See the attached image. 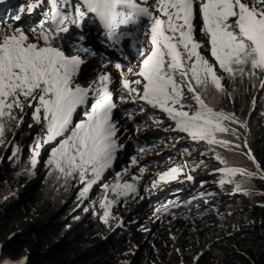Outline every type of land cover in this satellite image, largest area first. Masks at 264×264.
<instances>
[{
  "label": "rangeland",
  "instance_id": "obj_1",
  "mask_svg": "<svg viewBox=\"0 0 264 264\" xmlns=\"http://www.w3.org/2000/svg\"><path fill=\"white\" fill-rule=\"evenodd\" d=\"M27 2L35 3L36 0ZM72 2L76 3L77 0ZM137 2L141 7L152 10L153 15H159L154 10L157 0ZM23 4H26V0H0V29L11 32L16 27H22L29 37L28 42L45 46L39 38L41 30L37 25L41 21H47L44 29L50 37H55L51 41L52 46L68 57L75 56L84 61L74 79V85L90 89L89 101L77 108L70 128L85 119V111H90V104L94 102L100 88L99 76L109 75L108 88L116 104L112 121L117 128L114 139L118 149L112 167L105 171L86 196L81 197L85 184L79 180L78 173L64 177L47 163L51 149L57 147L58 141L63 137L44 143L43 138L47 135L45 122L41 119V123H36L32 119L37 102L33 101L34 107L30 108L25 101L23 111L13 109L15 119H5V132L0 137L3 140L0 143V207L5 204L6 195L14 197L15 201L21 197L27 199L28 196H34L32 200L30 198L27 209L36 216L48 212L51 214L70 206V213L62 220L66 227L62 236L85 226L86 229L75 239L77 248H85L83 251L86 253L87 249L107 245L108 264H202L205 256L211 257L213 253H218L220 244L226 242L227 236L235 228L246 226L255 220L240 214V208L258 204L264 211V189L250 186V178L237 174L227 177V182L223 185L220 183L223 174L218 169L223 167H237L254 173L251 169L254 163L248 158L246 145L240 138L238 129L245 127L235 117L237 122H223L229 129L228 132L216 134L217 139L227 140L229 145H208L204 141H193L187 133L172 131L174 122L166 114L138 100L135 93L129 96L122 88L121 73L123 78L130 81L131 87L142 92V84L131 82L138 78L142 80L135 73L139 72L142 60L151 50L148 37L143 35L149 28L147 18L142 19L139 31L133 32L139 37L138 43L129 37L127 42L121 41L119 50L111 42L110 49L114 51H108V45L102 48L98 39L99 21L94 14L90 13L85 17V21L87 19L89 22L87 30L95 34L92 37L94 43L91 44L79 39L78 28L71 21L65 25L69 28L68 33L56 35V25L51 20L48 0H43L32 13L25 11L21 14V21L11 19L14 13L19 14L18 7ZM69 15L74 19L70 10ZM194 23L195 39L203 45L201 55L215 66L208 37L200 30L202 21L199 19L198 8ZM32 27L37 30L31 31ZM122 27H125L124 30L136 28L135 25L120 26L117 32ZM137 48L144 55L138 54ZM116 63L121 64V70L115 68ZM215 67L218 74L224 76V92H216L212 87L206 91L198 89L206 103L215 111L233 114L231 110L225 109L226 105L229 107L232 104L239 107L237 111L243 110V107L248 108V111L255 106L264 107V87H261L264 72L257 71L256 75L238 73L233 79L221 73L218 66ZM245 70L248 72L250 68L245 66ZM186 96V102L193 106L190 111H194L195 102L191 100V94L186 92ZM233 129L235 134L232 133ZM38 139L41 146L36 148ZM52 143L55 145L51 146ZM15 149H19L17 155L9 159ZM36 152L39 155H34ZM218 156L227 164L221 163ZM133 158L136 159V164H132ZM33 159L36 161L34 167L31 163ZM173 167L179 169L175 179L160 181V175ZM14 168L18 171L19 179L10 184ZM189 176L192 177L191 180L188 179ZM91 178L89 172L85 179ZM105 184L108 185L107 189L104 188ZM123 184H132L136 190L127 195H120L124 191L122 187L113 191L115 185ZM237 185L240 186L239 190ZM231 197L235 198L226 201ZM107 201L114 203L108 209L109 217L105 222V209L101 207V203ZM259 221H262L261 218ZM6 260L13 264L26 260V264H30L25 253L14 248L12 235L0 220V262ZM37 264H42L41 260Z\"/></svg>",
  "mask_w": 264,
  "mask_h": 264
},
{
  "label": "snow or ice",
  "instance_id": "obj_2",
  "mask_svg": "<svg viewBox=\"0 0 264 264\" xmlns=\"http://www.w3.org/2000/svg\"><path fill=\"white\" fill-rule=\"evenodd\" d=\"M42 2L43 0H36L31 3L26 0V4L18 7L19 14L14 13L11 19L21 21V14L25 11L32 13ZM48 2L57 36L69 32V28L65 26L70 19L69 10L74 14L71 21L73 24L83 21L91 13L106 30L107 39L114 47L121 41L127 42L129 37L138 43L139 37L133 32L139 31L142 19L147 18L149 28L143 35L148 37L151 50L142 60L139 72L135 73L142 78L143 83L139 78L131 82L142 84V92L131 87L130 81L123 78V73L122 88L129 96L135 93L138 100L166 114L174 122L172 131L187 133L193 141H204L208 145H229V141L217 139L216 134L229 131L224 121H237L231 114L215 111L206 103L198 89L206 91L212 87L216 92H224V76L218 74L215 66L233 79L238 73L256 75L257 71L264 72V0H157L154 10L159 15H153L148 7H141L137 0ZM197 8L202 21L200 30L208 37L215 66L201 55L203 45L195 39ZM45 23L47 21H41L37 25L41 30L39 38L45 46L28 42L29 37L22 27H16L11 32L0 29V137L5 132V119L16 118L13 109L23 111L25 101L32 108V102L36 101L32 119L36 123H41V119L45 122L47 135L43 142L50 143L63 137L58 141V146L51 149L47 163L64 177L78 173L79 180L85 184L81 192V197H84L105 171L112 167L118 149L114 139L117 128L112 121L116 104L108 88L110 77L107 74L99 76L100 88L94 102L90 104V111H85V119L70 128L77 108L89 101L90 89L74 85V79L84 61L79 57H68L63 51L53 47L51 41L55 37H50L44 29ZM127 25H135L136 28L117 32V28ZM30 30L37 29L32 27ZM137 52L144 55L140 48H137ZM245 66L250 71L246 72ZM115 68L121 70L122 66L116 63ZM261 87H264V80H261ZM185 89L195 102L194 111H190L193 106L186 102L188 97ZM66 133L68 134L65 135ZM232 133L235 134V129ZM0 143H3L2 139ZM35 146H41L39 139ZM18 151L19 149H15L9 159L15 157ZM247 155L256 163L251 152ZM217 159L227 164L219 156ZM31 163L34 167L35 159ZM136 163L133 158L132 164ZM259 167L257 164V169ZM178 171V168L173 167L161 174L159 180L175 179ZM218 171L223 174L220 181L222 185L227 182V177L237 174L247 178L256 175L237 167H223ZM89 172L92 178L86 180ZM260 178L264 179V175ZM188 179L191 180L192 177L189 176ZM120 187L124 190L120 195L136 190L132 184H123L115 185L113 191ZM104 188L107 189L108 185L105 184ZM239 188L237 185V190ZM112 203L114 201L101 203V207L105 209V222ZM4 264L13 262L6 260ZM18 264H26V260H21Z\"/></svg>",
  "mask_w": 264,
  "mask_h": 264
},
{
  "label": "trees",
  "instance_id": "obj_3",
  "mask_svg": "<svg viewBox=\"0 0 264 264\" xmlns=\"http://www.w3.org/2000/svg\"><path fill=\"white\" fill-rule=\"evenodd\" d=\"M225 109L231 110V115L245 127H238L240 138L246 141L256 163L264 172V107L255 106L251 111L243 107V110L237 111L239 107L232 104L229 107L226 105ZM251 166L252 171L258 174L255 166ZM17 173L14 168L9 179L10 184L19 179ZM250 180V186L264 189V179L255 175ZM5 198V204L0 207V220L12 235L14 248L22 254L25 253L30 264H37L40 260L42 264H108L107 245L87 249L86 253L83 251L85 248H77L75 239L86 229L84 225L83 229L81 226L65 237L62 236L66 230L62 220L70 213V206L51 214L48 212L36 216L27 209L30 198L32 200L34 196H28L27 199L21 197L18 201L9 195ZM233 198L235 197L227 198L226 201ZM239 210L240 214L255 220L246 226L235 228L227 236L226 242L220 244L218 253H213L211 257L205 256L202 264H264V211L258 204L243 206Z\"/></svg>",
  "mask_w": 264,
  "mask_h": 264
},
{
  "label": "bare ground",
  "instance_id": "obj_4",
  "mask_svg": "<svg viewBox=\"0 0 264 264\" xmlns=\"http://www.w3.org/2000/svg\"><path fill=\"white\" fill-rule=\"evenodd\" d=\"M88 15H87V17H88ZM69 21H72L71 17H70ZM73 25H75V27L78 28V31H79L78 34H79V39L80 40H83L84 43H87V42L88 43H91V44L94 43L93 42L94 40H92V37H94L95 34H92V32H90L89 30H87V28L89 26V22L87 21V19H86V21L84 19L83 21H79L78 23L73 24ZM124 28L122 27V29H124ZM89 33H91V34H89ZM103 34H104V36H103ZM97 36H98L99 41L102 44V48H104V46H107L108 45V48H107L108 51L109 50L110 51H114V49H110V47H111V41L107 39L106 30L103 28V26L100 23H99V28L97 30ZM115 48H116V50H119L120 49L118 45L115 46Z\"/></svg>",
  "mask_w": 264,
  "mask_h": 264
},
{
  "label": "water",
  "instance_id": "obj_5",
  "mask_svg": "<svg viewBox=\"0 0 264 264\" xmlns=\"http://www.w3.org/2000/svg\"><path fill=\"white\" fill-rule=\"evenodd\" d=\"M244 143H245V148H246V151L249 153L250 152V150H249V148H248V146H247V144H246V141H244ZM55 145V143H52V145L51 146H54ZM255 158V157H254ZM43 161V158H42V160H41V162ZM255 161H256V159H255ZM254 166L256 167V169H257V163H254ZM258 170V174H256L258 177H260L261 175H264V172H262L261 171V169L259 168V169H257Z\"/></svg>",
  "mask_w": 264,
  "mask_h": 264
}]
</instances>
